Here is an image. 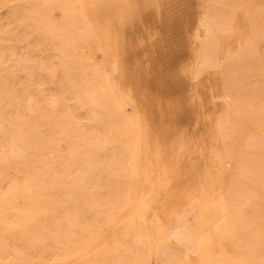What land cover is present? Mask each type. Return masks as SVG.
<instances>
[{
    "label": "rangeland",
    "instance_id": "rangeland-1",
    "mask_svg": "<svg viewBox=\"0 0 264 264\" xmlns=\"http://www.w3.org/2000/svg\"><path fill=\"white\" fill-rule=\"evenodd\" d=\"M222 2L69 0L65 16L51 0H0V264L147 262L144 232L108 226L139 188L130 178L131 129L105 98L108 75L116 89L117 62L139 112L118 91L122 103L148 146L161 148L153 165H165L170 181L157 213L167 221L189 204L194 212L180 231L194 238L205 204L225 195L238 239L214 226L209 248L264 261V0ZM205 7L221 21L211 39L228 72L195 69L193 42L203 35L192 38ZM32 198L40 213H29ZM96 240L106 246L93 256ZM190 245L186 254L164 237L162 258L203 264Z\"/></svg>",
    "mask_w": 264,
    "mask_h": 264
},
{
    "label": "bare ground",
    "instance_id": "bare-ground-1",
    "mask_svg": "<svg viewBox=\"0 0 264 264\" xmlns=\"http://www.w3.org/2000/svg\"><path fill=\"white\" fill-rule=\"evenodd\" d=\"M230 1H232V0H230ZM51 2H53L54 5L56 4V8L57 7L61 8V6L63 7L62 8L63 10L62 9L57 10V11H59V13L60 12L63 13V11L66 9V8H64V7H66L64 5H66V4L71 5L70 4L71 2L69 3V0L68 1H66V0H58V1L57 0H55V1L51 0ZM222 3L225 6L228 5L227 0H223ZM222 3H220V4H222ZM231 3L234 4V1ZM226 7H228V6H226ZM56 8H53V9H56ZM239 8H241V7H239ZM230 9H231V7H230ZM60 10H62V11H60ZM232 10H236V9H232ZM66 11H67V9L65 10V12ZM67 13L68 12L63 13V14L66 16ZM69 15H71V14H69ZM70 17H72V16H70ZM198 18L199 19L197 22L196 30L194 31L195 34L193 35L192 39L198 40V34H197L198 32L202 33L203 36L199 39L198 42H193L194 43L195 69L199 70L203 67H205V68H217V67H219L224 72H228V67L226 66L225 61L218 63V61L216 59L215 50L217 48V40L211 39L213 36L217 37V35L221 29L222 25H221V21H220L219 17L215 13H213L212 10L205 7V8H203V10L200 14V17H198ZM190 54H191V52H190ZM237 56H238L237 57L238 61L240 63L242 57H241V55H237ZM112 74L114 77V81L116 83V89L117 90L111 85L110 76L108 75L107 76V91L105 94V98L108 101L109 108H110L111 112L113 113L114 117H117L118 119L124 120L125 123L131 129L130 140L126 144V146L128 145V147H129L128 151H130V154L132 157L130 160V178L132 180L137 179L136 180L138 183L137 188H138V186H139V188H138V192H137V197L135 200H133L130 203L129 208L125 212H123L119 218H115V219L113 218L112 220H110V222L108 224L109 229L110 230L112 229V232H113V230L115 228L113 229L112 227H117V225H119L120 223H125V224H128L129 226H131L133 229H138L137 231H139V232L140 231L144 232L145 233V242H147L146 243L147 247H145V249H146L145 256L148 258V260H147V262H145V264H170V262L168 260L162 258V254H163L162 250L166 249L165 246H162V248H161V243L163 242L164 237H166V239H169V240L170 239L175 240L178 246L186 249V254H188L189 252L192 253L195 251L194 249H192V247L190 245V241L195 240L196 243L198 244L197 253H198L200 260L202 261L203 264H264V261H262V259L259 258L255 254H249L248 256H237L236 260H234V258L231 259L224 252L219 254V255H214L212 253L211 249L209 248L210 243H211V235H210L211 233L210 232L214 226L216 227L215 230H218L217 232H219V233H224L226 231L227 234L230 235V239H232V241H236L238 239V236L235 235L234 231L232 230L230 223L226 219V216H227L226 214H227V210H228L229 206H228V203L226 201L227 199H226L225 195H221L218 198V200L214 203H211L213 200H210L209 203L205 204V207L203 210L204 212L199 216V218L197 220V234L194 238L193 237L186 238V237H184L183 232L180 231V228L187 227V225L189 226L188 223H190V222H187V221H189V220H187L188 216L190 217V214L191 213L193 214V212H194L192 207H190V209L185 208V206H188L189 204H185L182 207V210H180V213H176L172 217H167L166 218L167 221H165L157 213V209L155 207L159 203V201H161L163 199L162 197H165L167 195L166 192L170 186V181L167 179V176L165 174V165H153L154 162L152 161V158L161 154V148L151 149L148 146V143H150V142H149V138H148L146 132L144 134L143 130L141 131L136 126V124L134 123V120H133L132 112L129 109L125 108L124 104L122 103V99H121L118 91L121 92L123 94V96L131 103V105L135 111H138L140 108L139 106H137L138 103L136 104L133 102V100L131 98V97H133V95L132 94L128 95L129 93H132V91L129 92L131 87L128 88L129 90L127 92L125 91L126 89L124 90L126 93H124V91L122 90V84L123 83L120 84V82H119L120 81L119 77L122 78V76H119L120 75V67H119L118 62L114 63V65L112 66ZM224 76H226V73L224 74ZM126 87H128V86H126ZM135 87H133V88H135ZM146 89H148V88L146 87ZM131 90H133V89H131ZM145 92H147V90H145ZM147 95H148V93H147ZM103 98H101V99H103ZM225 98L228 101L229 106L234 105L235 101L232 99V96L230 93L226 94ZM224 118L225 117H223V119ZM219 119H221V120H219ZM219 119H218V121L221 122L222 118L219 117ZM231 120H232V118H231ZM220 127H223V126L221 125ZM146 128H147V126H146ZM233 129H234V127H233ZM220 131H221V133L223 132L222 130H220ZM224 133H223L224 135H227L226 131ZM227 136H225L226 141H227ZM222 143L225 144L224 139L222 140ZM225 146L227 147V144ZM225 146H224V148H225ZM225 152H227V151L225 150ZM234 154H235V152H234ZM143 155H145V156H143ZM142 158L145 159V161H144L145 166H143V164L141 165V161H142L141 159ZM145 162H146V164H145ZM148 181L153 182V188L149 192H145L144 191V184L148 183ZM128 182H129V180H128ZM131 185H132V183H131ZM32 200L33 201L31 202V208H30L31 210H29V213H40V211H38L39 209L36 205L37 201L34 198H32ZM29 201H31V200L29 199ZM192 201L193 200H191V199L189 201V202H191L190 203L191 205L193 204ZM198 202L199 201H196L194 203H198ZM193 207H194V204H193ZM151 212L153 213L152 216H150ZM220 212H221V214H223L222 216H220ZM169 219H171V220L169 221ZM166 229L167 230L168 229L173 230V234L170 236H165ZM224 234H222V235H224ZM105 235L106 234L102 233L100 235V237L103 238ZM141 239L142 238L138 235L136 237L135 241L137 243H140ZM219 241H220V239H219ZM239 241H241L240 238H239ZM105 244H106L105 242L99 243L98 240L93 241V245L90 248L91 253H93V256H96L98 254H102L101 252L105 249V246H106ZM238 244H239V242H238ZM140 256H141V254L136 253L137 258H140ZM98 258H99V256H98ZM102 261H104V260H102Z\"/></svg>",
    "mask_w": 264,
    "mask_h": 264
},
{
    "label": "crops",
    "instance_id": "crops-1",
    "mask_svg": "<svg viewBox=\"0 0 264 264\" xmlns=\"http://www.w3.org/2000/svg\"><path fill=\"white\" fill-rule=\"evenodd\" d=\"M179 210H182V207H181ZM172 216H173V215H172ZM172 216H169V217H172Z\"/></svg>",
    "mask_w": 264,
    "mask_h": 264
}]
</instances>
